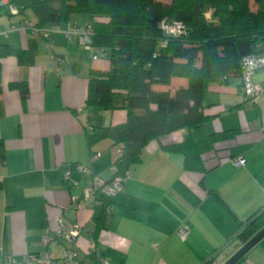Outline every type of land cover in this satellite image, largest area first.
<instances>
[{
    "label": "crops",
    "instance_id": "obj_1",
    "mask_svg": "<svg viewBox=\"0 0 264 264\" xmlns=\"http://www.w3.org/2000/svg\"><path fill=\"white\" fill-rule=\"evenodd\" d=\"M5 8L0 46L12 52L0 58V264L8 257L24 263L47 248L55 264H66L71 244L56 238L46 247L44 239L54 237L60 221L81 227L69 264H223L233 257L242 247L241 225L264 209V69L254 77L263 89L255 101L243 96L241 74L213 83L203 98V126L150 142L120 192L99 191L75 209L89 183L113 179L118 148L110 138L91 145L89 137L125 123V96L115 98L114 110L88 107L92 72L111 68L104 49L85 50L50 25L41 26L48 36L23 31L20 16L2 17ZM91 22L75 14L58 26ZM12 83L28 85L25 102ZM188 86L176 77L153 89L174 96ZM183 143L196 149L198 170H187L185 156L168 149ZM240 156L245 166L237 168ZM183 226L190 233L184 241L176 233ZM239 264H264V239Z\"/></svg>",
    "mask_w": 264,
    "mask_h": 264
},
{
    "label": "trees",
    "instance_id": "obj_2",
    "mask_svg": "<svg viewBox=\"0 0 264 264\" xmlns=\"http://www.w3.org/2000/svg\"><path fill=\"white\" fill-rule=\"evenodd\" d=\"M10 5L17 8L22 22H31L32 10L37 28L58 26L75 14L92 19L93 47L104 49L111 68L92 72L86 104L114 110L120 94L126 103L125 123L97 128L89 137L91 145L106 138L115 147L124 145L114 162L113 179L127 177L150 142L203 126L208 120L203 98L209 86L241 74L248 55L264 53V0H254L256 10L251 0H10ZM101 17L109 22L96 19ZM163 21L182 22L189 32L185 37H167ZM11 52L7 45L0 46V58ZM1 77L0 65V93ZM176 77L189 80V86L174 96L153 89ZM11 88L19 91L23 102L29 97L26 83H12ZM168 149L185 156L187 170L199 169L201 160L193 145ZM262 228L264 209L241 225L237 240L244 246ZM205 264H214V259Z\"/></svg>",
    "mask_w": 264,
    "mask_h": 264
},
{
    "label": "built area",
    "instance_id": "obj_3",
    "mask_svg": "<svg viewBox=\"0 0 264 264\" xmlns=\"http://www.w3.org/2000/svg\"><path fill=\"white\" fill-rule=\"evenodd\" d=\"M4 6L9 7L12 15H17L18 11L15 6L10 5V0H0V8ZM22 30L27 32L36 33L39 35L48 36L50 31H47L43 28H37L32 22H22ZM178 23L181 26H177ZM161 28L163 29L164 33L167 37L170 38H179L185 37L188 32L189 28L184 25L182 22L174 21V22H167L163 21L161 24ZM61 32L64 33L69 39H77L78 43L85 49V50H92V38L94 36V31L91 25L80 28L78 25L71 24L70 27L65 30L61 31L59 26H53L51 32ZM8 31H3L0 28V35H5ZM97 57L94 56V59ZM264 69V53L260 54H252L248 55L242 60L241 66V75H242V94L245 97L246 101H255L259 95L262 93V86L255 83L254 77L259 71ZM117 155L123 152L124 145L119 144L117 146ZM100 156V154H98ZM233 165L237 168H241L245 166V158L240 156L235 161H233ZM76 169L81 173L88 171V167L85 165H77ZM127 177H115L111 181H103V180H96L94 182L89 183L86 186L85 190V201L84 202H76L73 200V205L75 209H82L85 205H88L91 201V198L95 197L97 192L103 191L107 195H114L117 192H120L123 189V184L126 181ZM58 230L54 234V237L51 238H44L45 239V246L49 247L55 239H66L70 244L71 248H66L63 254V263L69 264L70 261L76 259V252L73 250L75 247L76 241L81 234V227L78 225H68L63 221L59 222ZM178 237L180 240L184 241L189 236V229L186 226L180 227L177 232ZM55 260L52 258L50 251L48 248L46 252L41 253L39 255H29L24 263H20L18 261H14L11 257L6 258L3 261V264H55Z\"/></svg>",
    "mask_w": 264,
    "mask_h": 264
},
{
    "label": "water",
    "instance_id": "obj_4",
    "mask_svg": "<svg viewBox=\"0 0 264 264\" xmlns=\"http://www.w3.org/2000/svg\"><path fill=\"white\" fill-rule=\"evenodd\" d=\"M263 239H264V228H262V230L256 233L254 237H252L249 241H247V243L244 244V246H242L238 251H236L233 254V257H231L229 260H227L223 264H237L243 258H245L247 253L250 250H252L254 247H256L257 244H259L260 241H262Z\"/></svg>",
    "mask_w": 264,
    "mask_h": 264
},
{
    "label": "rangeland",
    "instance_id": "obj_5",
    "mask_svg": "<svg viewBox=\"0 0 264 264\" xmlns=\"http://www.w3.org/2000/svg\"><path fill=\"white\" fill-rule=\"evenodd\" d=\"M251 6H252V10H256V6H254L253 3L251 4ZM7 8L9 9V7H7ZM8 9L5 8L4 10L8 11ZM10 13H11V11H10V9H9V11L6 12L2 17H3V18H4V17H10V16H9ZM28 15H29L32 19H35L32 10H29V11H28ZM100 55H102V57H106V55H105L104 53L102 54V52L100 53ZM199 66H200V64H199ZM117 96H119V95H117ZM116 98H117V97H116Z\"/></svg>",
    "mask_w": 264,
    "mask_h": 264
},
{
    "label": "clouds",
    "instance_id": "obj_6",
    "mask_svg": "<svg viewBox=\"0 0 264 264\" xmlns=\"http://www.w3.org/2000/svg\"><path fill=\"white\" fill-rule=\"evenodd\" d=\"M177 26H181L179 23H178V25Z\"/></svg>",
    "mask_w": 264,
    "mask_h": 264
}]
</instances>
